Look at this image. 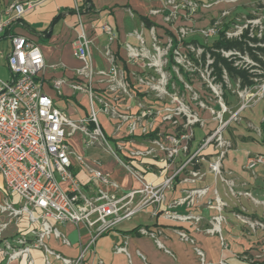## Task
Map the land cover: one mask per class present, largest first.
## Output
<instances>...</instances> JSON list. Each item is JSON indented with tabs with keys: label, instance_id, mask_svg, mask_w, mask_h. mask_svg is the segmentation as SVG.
<instances>
[{
	"label": "crops",
	"instance_id": "0c3cea01",
	"mask_svg": "<svg viewBox=\"0 0 264 264\" xmlns=\"http://www.w3.org/2000/svg\"><path fill=\"white\" fill-rule=\"evenodd\" d=\"M20 1L23 0H0V14L10 4ZM193 1L203 3L207 0ZM154 9L167 14L169 11L165 0H44L38 7L27 12L21 23L12 30L13 33L38 44L47 66L40 76L44 93L53 100L57 109L63 111L71 120L79 121L87 119L92 108L99 110V104L96 101L91 102L86 94L71 88L77 81L75 70L81 66L73 57V43L82 31L91 39L90 57L95 70L106 71L109 68L103 53L110 50L116 67L126 76V87L137 95L139 93L132 85L133 67L127 63L125 46L130 45L142 52L151 50L153 43L150 29L144 25V19H147L157 32L167 28L161 14L150 15V11ZM104 25L111 27L113 42H109L108 36L102 32ZM165 32L169 33L166 30ZM137 37L143 40L142 49ZM50 65H58V68L52 71L48 68ZM57 79L64 81L60 90L52 87L53 81ZM105 87V84L97 82L92 84L96 96H100L99 91ZM97 120L105 135L108 149L98 143L87 148L86 138L79 131L68 139V145L73 153L81 156L91 168L108 175L110 180L117 184L118 195L130 190H141L144 184L159 185L168 175L176 174L174 183L166 191L161 203L149 204L130 219L96 238L92 244L84 227L76 228L70 223L56 226L68 245H62L59 239L51 236L45 241L51 251L61 257L75 259L82 249H86L83 264H96L99 261L104 264H198L195 249L203 253L206 264H264V228L248 231L246 224L236 217L240 215L239 210L246 209L248 219L264 224V166H258L253 174L243 170L247 154L251 151L243 152L245 148L241 149V158L236 152L229 153L222 169L227 177L233 179L238 193L249 192L257 202L248 198L230 201L225 184L209 173L205 166H195L194 169L203 172V176L200 180L190 181L191 178L187 175L189 167L183 168L179 164L169 167L157 151L150 155L153 150H148L151 143L159 140L157 127H152L145 133L139 130L134 133V129L128 131L126 124L102 113L97 114ZM259 125L261 127V123ZM197 134L203 135L199 132ZM199 143L195 141L190 144V155L198 150ZM261 151L254 154H263ZM201 154L209 158L213 154L212 149L202 151ZM179 160L182 163L184 158L180 157ZM126 166L138 173L141 180L129 173ZM70 171L88 196H94L100 189L98 183L90 178L82 166L74 165ZM62 185L66 187L65 184ZM102 188L110 190L108 186ZM200 188H207L208 191L193 207L182 205L172 208V211L179 214L199 217L197 223L163 218L162 211L169 205L192 190ZM215 200L218 203H226L227 208L219 212L214 206ZM5 202L14 208H20L23 204L17 195L7 192L0 175V204ZM39 215L40 213L35 211V216ZM218 216L222 217L218 225L219 233H206V230L212 227L213 218ZM7 221V215L0 213V225ZM40 229V224L32 223L27 214L10 222L0 240V264H45L43 248L30 247L36 240L32 231ZM140 229L153 232L155 238L141 235ZM180 232L189 236L193 244L181 240ZM22 237L30 247L28 254L8 262L5 246L18 249L17 240ZM220 238L225 248L221 245ZM117 247L124 248L125 252H116ZM50 262L61 264L53 257Z\"/></svg>",
	"mask_w": 264,
	"mask_h": 264
},
{
	"label": "built area",
	"instance_id": "2783aa9c",
	"mask_svg": "<svg viewBox=\"0 0 264 264\" xmlns=\"http://www.w3.org/2000/svg\"><path fill=\"white\" fill-rule=\"evenodd\" d=\"M221 1L223 0H207L197 3L193 0L179 2L165 0L169 12L164 20L168 21L180 11L187 10L190 13H195L198 10H206ZM237 1L225 0L226 3L232 4ZM43 2L44 0L15 2L7 6L0 14V59L5 61V67L9 73L7 80L0 79V175L4 180L7 192L17 195L23 202L20 208H14L7 202L0 204V213L8 217V221L0 225V240L10 222L27 214L32 223L40 224V231H32L36 240L30 247L43 248L45 264H51V257L61 264H83L86 249H82L75 259H67L54 253L46 246L45 241L51 236L61 240L64 245H68L67 240L61 236L56 226L70 223L76 228L84 227L90 237V244H92L96 238L121 222L130 219L149 204L161 203L166 191L172 187L176 174L165 177L159 185L144 184L141 190H130L118 195L119 188L108 175L91 168L81 156L73 153L68 145V139L76 131L81 132L86 138L85 146L87 148L99 143L100 139L107 144L98 123L97 114L108 115L111 108L104 96L94 95L92 84L96 82L105 84L113 91L116 87L115 83L119 81V78H123V73L116 67L114 56L110 50L103 53L109 63V68L106 71L93 68L90 57L92 41L82 31L73 43V57L80 62L81 66L75 70L77 81L71 85V88L76 92L86 94L91 102L96 101L99 104V110L92 108L87 119L74 121L63 111L57 109L53 100L43 91V82L40 76L47 66L40 47L33 40L13 33L12 30L21 23V19L27 12L32 11ZM162 13L163 11L156 9L150 11L152 16L162 15ZM154 30L155 27L150 28L152 35H154ZM219 30L220 28L202 31V34L217 36ZM102 32L108 36L109 42H113L114 34L111 27L104 25ZM240 36L236 34L233 39ZM228 37L227 35V39H232ZM137 38L142 49L143 40ZM152 38L154 42L155 39ZM125 50L127 58L134 59V61L141 55L140 50L130 45H126ZM223 53L225 52H222V55ZM48 68L55 71L58 65H50ZM63 82L61 79H57L53 81L52 87L55 90H60ZM117 88H121V84ZM251 88L245 87L242 90L246 93L250 92L247 90ZM221 106L224 108L223 105ZM262 123L264 125V121ZM206 143L207 146L210 144L208 141ZM200 151L198 148L195 157L199 156ZM219 163L218 161L210 166L212 172H220ZM74 165L82 166L90 178L98 183L100 189L94 196L90 197L82 191L79 181L70 171ZM258 166H264V154L248 153L243 166L244 170L253 174ZM126 169L138 180H141V176L133 169L128 166ZM62 184H65L66 187H63ZM105 186H108L110 190H104L102 187ZM206 192L207 189L190 192L185 197L177 199L162 211L163 218L170 221H194L197 223L200 220L199 217L182 215L172 211V208L182 205H186L188 208L193 207L195 203L193 201L205 195ZM237 194L257 202L249 192ZM194 195L195 197H193ZM216 203V209L220 211L223 204ZM35 211L40 213L39 217L35 216ZM221 219V216L213 218L212 227L207 229L206 233H219L215 225H220ZM243 222L252 230L264 228V224L259 221L245 220ZM139 233L155 238V234L146 229H140ZM179 236L181 240L193 244V240L185 233L180 232ZM220 239L221 245L225 248L222 238ZM27 244L26 239L22 237L17 240L18 249L6 245L5 255L8 262L28 254L30 247ZM116 252L123 253L125 249L117 247ZM195 252L198 264H206L203 253L199 249H195ZM96 264L104 263L99 261Z\"/></svg>",
	"mask_w": 264,
	"mask_h": 264
},
{
	"label": "rangeland",
	"instance_id": "374dc122",
	"mask_svg": "<svg viewBox=\"0 0 264 264\" xmlns=\"http://www.w3.org/2000/svg\"><path fill=\"white\" fill-rule=\"evenodd\" d=\"M166 15L167 13H163L162 19L167 28L158 32L154 30V35L150 33L151 39L152 37L155 39L154 42L152 41L154 46L151 45V50L139 51L141 55L135 61L127 58L128 65L133 67L132 85L139 94L134 95L128 90L125 84L126 76L123 74V78H119L115 83L116 87L113 91L108 87L99 91L100 96L106 98L111 108L110 113L104 115L126 124L128 131L134 129V133L137 130L145 133L152 127H157L159 140L151 143V148L148 150H153L150 155L157 151L167 166L179 164L183 168L189 167L187 175L190 176V181L200 180L203 176V172L194 167L205 166L209 173L225 184L230 201L246 199L243 195L237 194L233 179L227 177L222 166L229 153L236 152L241 158L243 148L246 149L242 150L243 152L251 151L248 153L254 154L262 150L264 154V133H261L259 125L264 121V72L258 68L247 52L243 55L233 52L223 53L224 57L228 56L231 59L236 57L233 59L236 68L260 75L253 78L255 86L246 93L240 88L239 80L229 83L224 76L229 91V104L225 106L221 99V85L216 84L210 74L211 58L207 56L205 64L200 60L205 49L203 47H209L216 36H205L202 31L218 30L222 25L227 24L229 30L226 37L228 35V38L233 39L236 34L241 35L247 30L249 38L256 37L260 41L251 42L246 38L245 42L248 46L253 49L264 48V42L261 41L264 38V0H238L233 4L223 0L219 4L211 5L209 9L198 10L195 13L187 10L177 12L175 17L168 21L164 20ZM165 30L172 35L171 38ZM194 40L198 42H193ZM192 55L197 64L191 59ZM261 60L264 62L263 58ZM179 68L182 71H179ZM8 78L5 61L0 59V79ZM120 84L121 88H117ZM196 125L199 126L198 129L195 128ZM193 130L206 135L198 146L199 151L207 148L208 141L210 143L208 149H212V153H219V156L211 154L207 158L200 155L195 157V153L190 155L188 148ZM98 142V145L108 149L104 141L100 139ZM180 157L184 158L182 163ZM218 161L220 172L214 173L210 166ZM203 189L207 188L195 189L191 192ZM198 199L193 201L194 205ZM221 203L223 205L219 212L227 208L226 203ZM214 206L217 207L216 200ZM239 213L240 215L236 217L244 225L245 220L253 221L247 218L249 214L246 209L239 210ZM246 226L248 231H251L247 224ZM61 244L64 245L63 242Z\"/></svg>",
	"mask_w": 264,
	"mask_h": 264
},
{
	"label": "trees",
	"instance_id": "16d2710c",
	"mask_svg": "<svg viewBox=\"0 0 264 264\" xmlns=\"http://www.w3.org/2000/svg\"><path fill=\"white\" fill-rule=\"evenodd\" d=\"M144 25L148 29L152 27V24L149 23L147 19H144ZM228 30H229V26L227 24L222 25V27L218 31V35L211 42V45L209 47L208 46L203 47L205 49L200 56V60L202 61L203 64H205L207 60V56H209L208 58H211L212 63L209 65L211 68L210 74L214 78V82L216 84L221 85V90H222L221 97H222V100L225 106L229 104L228 103L229 91L227 90V87L225 85L224 76L228 79L229 83H233L239 80L240 88H245V87L251 88L255 85V83L253 82V78L259 77L260 75L249 73V71L245 69L236 68L234 66V60H233V59H236V57L234 56L232 57V59L225 58L222 55V52H233V53H238L242 55L245 54V52H247L252 58L253 62L258 65V68L262 72H264V62L261 60L262 58L264 59V48L255 47V49H253L252 47L248 46V44L245 42L246 40H249L251 42H260L259 39H257L256 37L249 38L247 30L243 31L239 38L227 39L225 34ZM169 35L172 36L171 34ZM261 41L264 42V38ZM193 42H198V41L194 40ZM259 56H262V57H259ZM191 59L194 61L195 64H197V61L194 59L193 55L191 56ZM170 60L172 63L173 62L172 59ZM179 71H182V69L179 68ZM195 128L198 129L199 126L196 125ZM260 128L262 132L264 133L263 123H261ZM205 138H206V135L197 134V130H193V135H192L190 144L195 141L201 143ZM200 143L199 145H201ZM209 147L210 145H208L205 150H207ZM189 148H188V153L190 154L191 151L189 150ZM202 151H200L199 155L206 156L204 154H201ZM213 154H217V153H213Z\"/></svg>",
	"mask_w": 264,
	"mask_h": 264
},
{
	"label": "bare ground",
	"instance_id": "6f19581e",
	"mask_svg": "<svg viewBox=\"0 0 264 264\" xmlns=\"http://www.w3.org/2000/svg\"><path fill=\"white\" fill-rule=\"evenodd\" d=\"M219 205H221V203L219 202ZM220 209V208H219ZM215 227H216V229L218 230V224L217 225H215Z\"/></svg>",
	"mask_w": 264,
	"mask_h": 264
}]
</instances>
